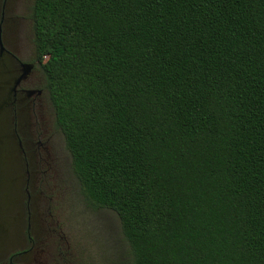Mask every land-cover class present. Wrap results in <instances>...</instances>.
I'll list each match as a JSON object with an SVG mask.
<instances>
[{"label": "trees", "instance_id": "16d2710c", "mask_svg": "<svg viewBox=\"0 0 264 264\" xmlns=\"http://www.w3.org/2000/svg\"><path fill=\"white\" fill-rule=\"evenodd\" d=\"M32 18L119 264H264V0H34Z\"/></svg>", "mask_w": 264, "mask_h": 264}, {"label": "rangeland", "instance_id": "374dc122", "mask_svg": "<svg viewBox=\"0 0 264 264\" xmlns=\"http://www.w3.org/2000/svg\"><path fill=\"white\" fill-rule=\"evenodd\" d=\"M26 119V112L21 110L17 120L23 128ZM14 123L4 107L0 111V264H6L9 254L15 251H25L17 264H119L127 259L129 246L118 215L86 202L61 132L67 159L60 155L59 181L55 182L49 215L43 216L47 211L33 204L34 192L30 203L25 204L27 177L12 137Z\"/></svg>", "mask_w": 264, "mask_h": 264}, {"label": "flooded vegetation", "instance_id": "af4514ba", "mask_svg": "<svg viewBox=\"0 0 264 264\" xmlns=\"http://www.w3.org/2000/svg\"><path fill=\"white\" fill-rule=\"evenodd\" d=\"M32 6L31 0H0V111L7 107L15 119L12 137L27 177L23 189L25 204L30 203L34 192L33 204L47 211L42 213L44 216L49 215L55 182L59 181L60 155L63 160L67 157L35 46ZM21 110L27 115L25 128L17 120ZM28 239L32 240L30 235ZM24 252L10 253L6 264H17Z\"/></svg>", "mask_w": 264, "mask_h": 264}]
</instances>
